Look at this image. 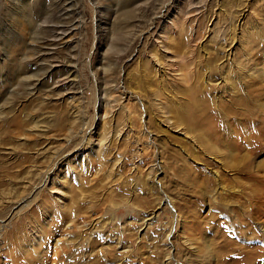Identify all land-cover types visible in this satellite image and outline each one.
<instances>
[{"label":"rangeland","instance_id":"obj_1","mask_svg":"<svg viewBox=\"0 0 264 264\" xmlns=\"http://www.w3.org/2000/svg\"><path fill=\"white\" fill-rule=\"evenodd\" d=\"M263 123L264 0H0V264H264Z\"/></svg>","mask_w":264,"mask_h":264},{"label":"bare ground","instance_id":"obj_2","mask_svg":"<svg viewBox=\"0 0 264 264\" xmlns=\"http://www.w3.org/2000/svg\"><path fill=\"white\" fill-rule=\"evenodd\" d=\"M238 101H236V103L235 104H238L237 103ZM242 103V102H241ZM243 104V103H242ZM223 109V108H222ZM264 124V123H263ZM246 132H247V130H246ZM261 133V132H260ZM263 134V133H262ZM249 135V134H248ZM245 136V135H244ZM252 136V135H251ZM259 137V136H258ZM245 139H246V137H245ZM250 145V144H249ZM261 176V175H260ZM261 179V178H260ZM261 181V180H260ZM262 182V181H261ZM261 184V183H260ZM264 185V184H263ZM262 185V186H263ZM260 186V185H259ZM234 187V186H233ZM236 190H238L237 188H235ZM235 189H232V191L233 192H236V190ZM223 190V189H222ZM253 191V190H252ZM251 191V192H252ZM216 192V191H215ZM217 193V192H216ZM231 193V192H230ZM218 195H222V193H220V191L217 193ZM258 194V193H257ZM237 195V194H236ZM223 200H226V199H223ZM232 200V199H231ZM239 206V205H238ZM260 231H264V224H262V225H260L259 226V228H258ZM42 235H43V237L45 238V240H46V237H48L47 236V234L45 233V232H42L41 233V235L39 236V245L41 246V244L43 245H46V242H43V240H42ZM244 235V234H243ZM242 235V236H243ZM253 237V236H252ZM264 237V236H263ZM244 238H246V237H244ZM89 239H90V237H87V243H88V245H91V243L89 242ZM58 242V241H57ZM237 244V243H236ZM246 246V245H245ZM237 247H240L239 248V252H241L240 253V258L237 260V262H234L233 264H252V261L254 260V259H256V257L258 256H260L259 254H257L256 256H254V258L252 259V252H254V251H257V248H254L253 247V249H251V247L249 248V247H244V246H240V245H237ZM260 253V252H259ZM43 254V253H42ZM45 254V253H44ZM55 255H58V252H55L54 253ZM58 257V256H57ZM252 259V260H251ZM230 264V263H229Z\"/></svg>","mask_w":264,"mask_h":264}]
</instances>
